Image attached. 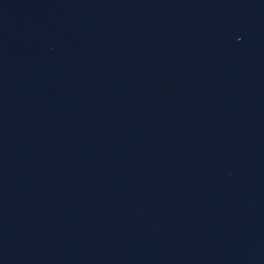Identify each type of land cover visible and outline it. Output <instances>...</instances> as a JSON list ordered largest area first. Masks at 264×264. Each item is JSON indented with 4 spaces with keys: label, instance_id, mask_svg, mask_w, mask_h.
<instances>
[{
    "label": "water",
    "instance_id": "obj_1",
    "mask_svg": "<svg viewBox=\"0 0 264 264\" xmlns=\"http://www.w3.org/2000/svg\"><path fill=\"white\" fill-rule=\"evenodd\" d=\"M0 264H264V0H0Z\"/></svg>",
    "mask_w": 264,
    "mask_h": 264
}]
</instances>
